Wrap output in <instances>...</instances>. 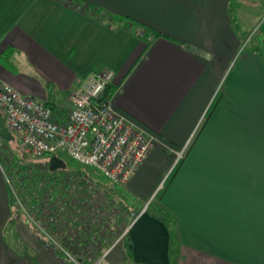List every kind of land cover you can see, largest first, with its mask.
<instances>
[{"label": "crops", "instance_id": "crops-1", "mask_svg": "<svg viewBox=\"0 0 264 264\" xmlns=\"http://www.w3.org/2000/svg\"><path fill=\"white\" fill-rule=\"evenodd\" d=\"M244 1L259 0H0V78L60 119L73 88L114 71V107L159 139L116 185L172 212L179 264H264V52ZM20 210L0 163V264H75ZM125 240L104 236L103 262L135 264Z\"/></svg>", "mask_w": 264, "mask_h": 264}, {"label": "built area", "instance_id": "built-area-1", "mask_svg": "<svg viewBox=\"0 0 264 264\" xmlns=\"http://www.w3.org/2000/svg\"><path fill=\"white\" fill-rule=\"evenodd\" d=\"M135 32L139 36L144 35L143 28L138 27ZM149 39H153V36ZM114 76L112 70L92 74L82 86L73 88L69 93L71 109L63 119L57 116L52 106L22 94L0 78V110L5 124L19 137L22 147L35 156H60V153H65L81 165L94 167L114 184L127 183L159 139L114 107L111 97L106 94ZM182 152L176 151V159L182 156ZM68 181L73 186L78 184L77 188L81 189L79 176H73ZM149 204L145 205L146 210ZM21 208L28 214L44 242L67 253L75 264L103 262L106 254L83 263L65 248L56 237L57 232L51 235L43 226L42 219L26 210L22 204ZM55 221L50 217L48 222L52 225ZM131 223L125 235L129 234Z\"/></svg>", "mask_w": 264, "mask_h": 264}, {"label": "rangeland", "instance_id": "rangeland-1", "mask_svg": "<svg viewBox=\"0 0 264 264\" xmlns=\"http://www.w3.org/2000/svg\"><path fill=\"white\" fill-rule=\"evenodd\" d=\"M244 4L242 13L245 15L244 18L246 21L245 24L241 26V33L243 36L247 35L250 37V41H247L248 46H253V44L257 43L258 49L264 52V0L253 3L244 1ZM139 28L141 29L142 27L140 26ZM13 134L14 139L12 140L4 141L0 138V163L5 169L11 192L14 194L15 192L19 193L18 179L20 177H25L29 182H31L32 179L35 181L37 180L34 185H22L21 187L22 195L19 200L26 205L29 203L28 196H32L27 195V193L37 196V183L40 182V179L38 180L37 177L34 178V176L38 171L41 173H39L41 176L44 174L46 168V170L50 172L56 171V175L63 172L66 174L82 173L81 177L79 176L81 179V189L77 188L78 184H75V186L71 185L70 190L68 188L67 196L71 199L73 198L74 204L73 202L66 203L65 195L62 192L61 197L57 195L58 197L53 198V190L50 188L53 187L52 184L54 183L60 185L61 180L44 177L51 186L49 189L52 196L49 198H53V201L57 204L52 208L49 206L45 207V204H43L44 209H42L40 213L35 212L34 215L43 220H41L43 226L51 235L54 233L50 229L51 225H48L46 219L44 220L42 217L46 213H48V216L51 215L58 218L57 223L60 228L59 231H57L56 237L63 243L64 240L67 239L71 243L74 241L81 246L83 241H87L85 234L89 237L90 240L86 248V250L89 249L92 251L91 257H88L91 259H88L89 261H94L99 257L98 254L102 251V245L100 246L99 244L103 242L102 238L104 236H107L108 240L111 241L113 239H120L119 242H121L125 239L126 229L133 221L135 215H137V212H140L141 208L145 207V203L141 204L132 200L125 194L122 187L110 181H105L94 167L81 165V163L72 159L65 153H60V157L66 162V168H59L55 171L49 170L48 164L53 155H33L22 147L19 137L15 133ZM182 156L179 158H182ZM48 199L46 198V201ZM78 201L81 202V204ZM79 209L82 210L81 213L78 212ZM21 212L22 209L20 210V213ZM78 224H81V226ZM68 249L73 253L71 247ZM106 262L105 260L101 264H106Z\"/></svg>", "mask_w": 264, "mask_h": 264}, {"label": "trees", "instance_id": "trees-1", "mask_svg": "<svg viewBox=\"0 0 264 264\" xmlns=\"http://www.w3.org/2000/svg\"><path fill=\"white\" fill-rule=\"evenodd\" d=\"M142 28L144 29V35L141 36V37H143L145 39H147L150 34H152L153 37L160 36V33L157 32V31H155V30L146 29L145 27H142ZM150 40H152V39H150ZM116 87H117V85L115 83H111L110 85H108V87L106 89L107 96L111 97L112 94L114 93ZM46 169H45L44 174L42 176L39 175V173H40L39 171L34 176V178L37 177L38 180L40 179V182L37 183V185H38V187H37L38 190L36 191L37 192V196H35L34 194L27 193V195H32V196H28L29 203H27V205L24 202H22L21 200H19L20 196L22 195L21 187H22V185H24V186H30L31 184L34 185L37 182V180L35 181L34 179H32V181L29 182L28 180H26L25 177H20L18 179L19 193L18 192H15L16 195H17V197H18V199L15 196V194L12 193V195H13V202L16 203L17 208L22 209L21 208V204H22V206L26 210H28L30 213L34 214L35 212L40 213L41 210L44 209L43 208V204H45V207H48L49 206L50 208L56 206L57 203L55 201H53V198H49V197H51L53 195V194L51 195L50 189H52L53 192H54V190L57 191V189H58L57 183L52 184L53 187L50 188L51 187L50 184L48 183V181L44 177H49L48 179H50V178H52V179L56 178L58 180H61L60 186L61 185L62 186H61L60 189H58V191L62 192L65 195V196L64 195L63 196L65 197L66 203L73 202L74 201L73 198L71 199V198H69L67 196L68 188L70 190V186H71V183L68 180L71 177H73V176H76V177H77V175L80 176L82 173H72V174L68 173V174H66L65 172H63V173H61L59 175H56V171L55 172H50V171H48ZM33 188H34V186H33ZM31 190H32V188H31ZM60 197H61V195H60ZM46 198L47 199L49 198V199L46 201ZM79 203L81 204V202H79ZM73 204H74V202H73ZM147 211L150 214L155 215L156 217H158L160 220H162L167 225V227L169 229V232H170V248H169L170 264H179V258H180L179 257L180 256V238H179V233H178L177 226H176V218H175V216L172 214V212L170 210L166 209L165 207H160L158 205H154V203L153 204L150 203L148 205ZM79 212L81 213L82 210L79 209ZM138 213L139 212H137V214ZM52 214H53V211H52ZM42 217L44 218V220L46 219V223L49 221V218L50 217L53 218V219H55L56 221L50 226V229L54 233L57 232V231H59L60 226L57 223L58 218L52 217L51 215L48 216V213L44 214ZM48 225H49V222H48ZM78 225L81 226V224H78ZM82 233H83V230H82ZM128 235L129 234H127L126 237ZM125 243L127 245L128 254L131 257V259L133 260L132 251L128 248V242L126 240H125ZM63 244H64V246L67 249L69 247H71L72 248V251H73V254L76 255L79 259H81L83 263H88L89 262V260H86L85 257L78 256L80 254V251L81 252L84 251L85 253H88L89 256H91L92 251L89 250V249L86 250V248L88 247L87 246L88 243L86 241H83L82 245L79 246L76 242L73 241L71 243L70 241H68L67 239H65ZM101 249H102V247H101ZM95 255H97V254H95ZM135 264H137V263H135Z\"/></svg>", "mask_w": 264, "mask_h": 264}, {"label": "water", "instance_id": "water-1", "mask_svg": "<svg viewBox=\"0 0 264 264\" xmlns=\"http://www.w3.org/2000/svg\"><path fill=\"white\" fill-rule=\"evenodd\" d=\"M0 138L14 139V134L5 124L0 110ZM66 168V162L54 155L49 162V170ZM128 248L137 264H170V232L167 225L145 208L133 219L129 235L126 237Z\"/></svg>", "mask_w": 264, "mask_h": 264}]
</instances>
